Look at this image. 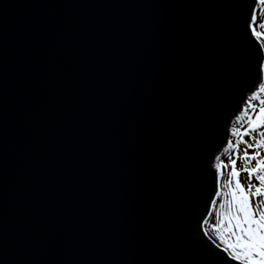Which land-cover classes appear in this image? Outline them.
<instances>
[{
  "label": "water",
  "instance_id": "water-1",
  "mask_svg": "<svg viewBox=\"0 0 264 264\" xmlns=\"http://www.w3.org/2000/svg\"><path fill=\"white\" fill-rule=\"evenodd\" d=\"M253 1L0 0V264L235 262L192 226L262 76Z\"/></svg>",
  "mask_w": 264,
  "mask_h": 264
},
{
  "label": "rangeland",
  "instance_id": "rangeland-1",
  "mask_svg": "<svg viewBox=\"0 0 264 264\" xmlns=\"http://www.w3.org/2000/svg\"><path fill=\"white\" fill-rule=\"evenodd\" d=\"M249 34L261 47V79L258 87L246 93V102L241 110L240 103L232 122L226 128L224 148L211 171L215 176V191L207 217L202 223V235L229 259L242 264H257L260 257L249 253L240 241L244 212L240 205L247 196L251 205L259 203L264 211V183L257 177H264V0H255L248 13ZM244 97L242 99H244ZM247 152V156L245 155ZM247 169V171H245ZM251 183L261 188L259 195L255 188L248 192L249 171ZM243 186V191L237 187ZM259 214L255 216L259 220ZM240 224L241 227H237Z\"/></svg>",
  "mask_w": 264,
  "mask_h": 264
},
{
  "label": "snow or ice",
  "instance_id": "snow-or-ice-1",
  "mask_svg": "<svg viewBox=\"0 0 264 264\" xmlns=\"http://www.w3.org/2000/svg\"><path fill=\"white\" fill-rule=\"evenodd\" d=\"M245 155L247 156V152H245ZM245 171H247V169H245ZM254 171H256V169L249 171L248 192L251 193L253 188H255V194L259 195L261 193V188L251 183L252 172ZM257 180L264 183V177L258 176ZM237 187L243 191V186L239 183H237ZM240 211L245 213L242 224L246 225V228L241 227L240 224L237 225V227H241V236L238 242H243L244 247L249 253L261 258L257 264H264V211L260 209L259 203L251 205L247 196L244 197V202L240 205ZM257 214H259V220L255 219Z\"/></svg>",
  "mask_w": 264,
  "mask_h": 264
},
{
  "label": "trees",
  "instance_id": "trees-1",
  "mask_svg": "<svg viewBox=\"0 0 264 264\" xmlns=\"http://www.w3.org/2000/svg\"><path fill=\"white\" fill-rule=\"evenodd\" d=\"M253 4H254V1H253ZM207 212H208V207L205 209V211H204L203 214H201V215L198 216V220L201 221V220L205 217V215L207 214ZM192 229H193V233H194L193 235H194V237L198 238L199 236H202L203 231L201 230L200 225L192 226ZM204 241L207 243L208 248L213 247V246H212V245L206 240V238H205ZM231 261H232V260H231ZM233 264H237V263H236V262H233Z\"/></svg>",
  "mask_w": 264,
  "mask_h": 264
},
{
  "label": "bare ground",
  "instance_id": "bare-ground-1",
  "mask_svg": "<svg viewBox=\"0 0 264 264\" xmlns=\"http://www.w3.org/2000/svg\"><path fill=\"white\" fill-rule=\"evenodd\" d=\"M260 82V81H259ZM259 85V83H258ZM258 87V86H257ZM256 88V87H255ZM246 102V97H244V99H242L240 101V108L239 110H241L244 106ZM235 117H232L230 122H232L234 120ZM223 148H224V145L221 147V149L219 150V152H217L215 155H213V157L211 158V162H210V167H214L215 166V163H216V160L219 158V156L221 155L222 151H223Z\"/></svg>",
  "mask_w": 264,
  "mask_h": 264
}]
</instances>
